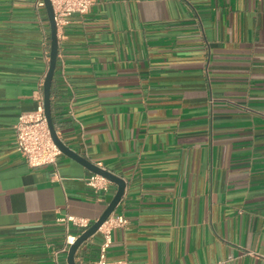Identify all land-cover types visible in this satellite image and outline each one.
<instances>
[{"label": "crops", "instance_id": "0c3cea01", "mask_svg": "<svg viewBox=\"0 0 264 264\" xmlns=\"http://www.w3.org/2000/svg\"><path fill=\"white\" fill-rule=\"evenodd\" d=\"M44 4L43 6L41 4ZM58 31L51 89L61 140L123 178L110 263L264 264V0H94ZM44 0H0V264H68L69 235L116 192L62 154L30 168L15 148L50 65ZM104 235L77 251L97 264Z\"/></svg>", "mask_w": 264, "mask_h": 264}, {"label": "built area", "instance_id": "2783aa9c", "mask_svg": "<svg viewBox=\"0 0 264 264\" xmlns=\"http://www.w3.org/2000/svg\"><path fill=\"white\" fill-rule=\"evenodd\" d=\"M54 8L55 21L60 30L67 22L66 19L74 14L86 15L94 4V0H50ZM44 5L43 3L41 4ZM44 84V83H43ZM43 91V85H42ZM15 148L30 168L52 167L53 182H61L58 174V161L62 155L54 143L50 128L45 116L44 96L39 99L38 108L35 112L25 113L19 116L14 126ZM87 186L100 191H109L111 182L104 177L92 174L85 180ZM63 221L74 227L87 230L92 224L88 220L67 217ZM128 220L124 216H111L100 228L99 232L104 235V243L101 246L97 264H130L128 262L110 263L107 260V251L112 243V232L117 228H124ZM76 236L69 235L61 252L68 253Z\"/></svg>", "mask_w": 264, "mask_h": 264}, {"label": "water", "instance_id": "95a60500", "mask_svg": "<svg viewBox=\"0 0 264 264\" xmlns=\"http://www.w3.org/2000/svg\"><path fill=\"white\" fill-rule=\"evenodd\" d=\"M45 6L48 11V16L50 19L51 24V50H50V65L48 72L46 74V78L43 84V94H44V109H45V116L50 128L51 136L54 143L57 145L59 150L62 154L72 158L73 160L82 164L85 168H87L90 172L100 175L107 179L109 182L117 185V192L102 214V216L94 222L87 230H85L80 236L77 237L75 242L70 245L67 257L68 264H77L75 261V256L78 249L87 242L91 237L97 234L102 227V225L112 216L115 212L117 206L119 205L120 201L122 200L125 190H126V181L123 178H120L111 172L95 165L94 163L90 162L89 160L83 158L77 152L73 151L69 148L58 136L57 130L55 128V124L52 118V110H51V89L54 81V74L56 71V66L58 62V53H59V38H58V27L55 21V13L54 8L50 0H44Z\"/></svg>", "mask_w": 264, "mask_h": 264}]
</instances>
